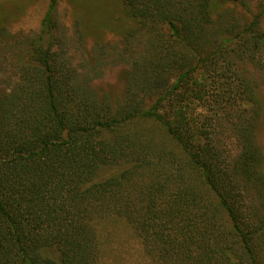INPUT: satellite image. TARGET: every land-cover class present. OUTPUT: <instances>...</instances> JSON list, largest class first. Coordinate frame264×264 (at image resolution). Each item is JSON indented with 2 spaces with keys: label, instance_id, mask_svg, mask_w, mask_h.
<instances>
[{
  "label": "trees",
  "instance_id": "trees-1",
  "mask_svg": "<svg viewBox=\"0 0 264 264\" xmlns=\"http://www.w3.org/2000/svg\"><path fill=\"white\" fill-rule=\"evenodd\" d=\"M228 1L247 5L123 0L136 25L111 52L129 65L115 104L89 87L93 66L77 70L58 48L50 0L0 98V264H99L109 219L160 264H260L259 83L240 64L261 59L264 30L260 15L225 21ZM231 138L236 155L223 147Z\"/></svg>",
  "mask_w": 264,
  "mask_h": 264
},
{
  "label": "rangeland",
  "instance_id": "rangeland-1",
  "mask_svg": "<svg viewBox=\"0 0 264 264\" xmlns=\"http://www.w3.org/2000/svg\"><path fill=\"white\" fill-rule=\"evenodd\" d=\"M245 1V7L239 1H228L224 6L225 21L247 26L255 15H260V28L264 30V0ZM49 4L50 0H0V14L8 15L0 27L3 40L0 44V98L17 85L20 74L15 57L20 52L23 61L29 60L31 53L26 40L41 31ZM56 17L59 23L54 35L58 48L61 46L77 70L93 66L97 75L90 80L89 87L102 99L118 104L124 94L129 65L113 59L111 52L123 49L127 32L136 25L126 16L123 0H58ZM80 23L88 27L82 37L77 30ZM256 61L257 64L241 61L240 71L247 70L259 83L252 130L261 153L260 171L264 172V53ZM223 147L231 155L239 150L236 138L228 140ZM246 200L250 207L258 202L251 194H246ZM102 233L106 243L99 264H160L146 255L140 240L123 220H105ZM259 249L257 256L260 264H264V245L260 244Z\"/></svg>",
  "mask_w": 264,
  "mask_h": 264
}]
</instances>
